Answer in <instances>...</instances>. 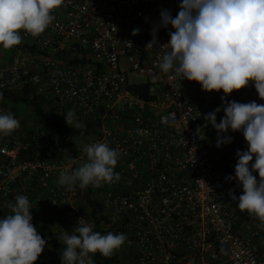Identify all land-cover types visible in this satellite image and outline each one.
<instances>
[{
  "label": "built area",
  "instance_id": "obj_1",
  "mask_svg": "<svg viewBox=\"0 0 264 264\" xmlns=\"http://www.w3.org/2000/svg\"><path fill=\"white\" fill-rule=\"evenodd\" d=\"M179 4L64 0L39 37L22 33L8 56L0 48V90H26L60 113L72 109L82 120L101 122L98 132L83 140L79 155L67 161L62 148L54 155L47 139L30 128L0 136V218L10 213L7 205L17 195L28 196L32 222L46 240L34 264H61L58 237L71 233L80 219L101 234H126L108 264H264L261 230L250 214L237 225L221 166L224 151L208 134L212 125L205 116L215 93L162 73V53L145 47L161 10L175 16ZM135 28L140 31L134 35ZM170 30L159 29L160 44L168 42ZM73 49L77 58L64 59ZM128 74L144 81L129 82ZM145 85L148 97L142 95ZM236 101L264 104L251 83ZM0 109L18 119L2 98ZM94 142L120 152L114 169L119 178L102 182L90 196L100 204V223L86 191L57 183L63 172L86 161L82 146Z\"/></svg>",
  "mask_w": 264,
  "mask_h": 264
},
{
  "label": "clouds",
  "instance_id": "obj_2",
  "mask_svg": "<svg viewBox=\"0 0 264 264\" xmlns=\"http://www.w3.org/2000/svg\"><path fill=\"white\" fill-rule=\"evenodd\" d=\"M64 0H0V48L10 50L22 42V33L39 37L55 20L54 11ZM169 31L170 39L160 44L161 27ZM140 29H133V34ZM152 39L146 50L162 53L158 64L162 73H172L179 80L198 82L207 92L223 90L226 97L234 91L254 84L264 100V0H180L179 11L173 16L161 10L160 19L153 24ZM3 93H0L2 98ZM225 115L217 122V113ZM66 123L76 129L84 124L76 112L63 114ZM217 131L219 148L232 142L229 130L240 131L247 142L246 150H237L235 176L243 192L237 198L238 208L260 221L264 228V104L235 100L224 103L205 116ZM20 127L11 111L0 109V136H7ZM86 161L63 172L57 183L68 191L119 178L115 166L120 152L105 142L84 144ZM254 172H258L257 179ZM11 210L0 218V264H34L44 251L46 240L33 224L28 196L17 195L9 202ZM126 234H101L81 219L71 233L58 237L63 243L61 264H95L93 255L111 257L126 241Z\"/></svg>",
  "mask_w": 264,
  "mask_h": 264
},
{
  "label": "trees",
  "instance_id": "obj_3",
  "mask_svg": "<svg viewBox=\"0 0 264 264\" xmlns=\"http://www.w3.org/2000/svg\"><path fill=\"white\" fill-rule=\"evenodd\" d=\"M15 47L16 46H14L10 50H5L6 55L8 56ZM82 61H86V59H82ZM146 87L147 86L145 85L144 93H142L144 97H148ZM133 88L136 92L138 93L141 92L139 86H133ZM241 90L242 89L234 91L232 94L228 95L225 99V102L232 100L236 101V96L238 92H240ZM221 91L223 96L224 95L223 90ZM0 93H3L2 100L5 103H10L13 106V108H15V105L22 103L29 106L32 109L34 119H32L29 127L32 132L41 135L44 138H46L45 134L48 131H53L58 134V136L60 137V142L58 148L54 151V155H60L59 148H62L64 151V153L62 154L68 155L70 160H74L79 155L80 147L82 145L81 142L78 141V138L84 140L88 136L97 133L98 128L101 125L99 117H97V119L95 120H82L78 116V113H76L78 119L84 124V127L82 129L72 128L66 123L65 117L63 115L66 112L60 113L56 105L52 103L49 104V102L45 100H40L36 97H33L31 92L22 90L15 93L10 91L0 90ZM224 115L225 113H221L219 115V119H221V117H223ZM227 135L232 137V142L222 146L224 154L221 160L222 163L221 166H222V171L224 172L226 177H228L229 175L234 177L235 165L238 159L236 156V152L238 149L246 150L248 145L243 136V133L240 131L233 132L229 130ZM227 160H230L231 162L226 163ZM227 182H228L227 185L228 198L237 208V214H238L237 225H241L245 220H248L249 217L247 215L249 213L247 211H241L238 208L237 206L238 201L232 199V193H234L235 196L238 198L242 194L243 189L237 179H231V180L227 179ZM94 189H95L94 186L89 185L88 187L81 190L86 191L88 203L95 206L93 216L96 218L97 213L100 209V204L96 199L94 200L90 198V196H92V194L95 193ZM96 219H97V223L101 222V219L99 218ZM252 220L255 222V225L261 230V237L264 238V228L260 227V221L256 217H254ZM93 259L95 261V264H108V257H104L99 253L94 254Z\"/></svg>",
  "mask_w": 264,
  "mask_h": 264
},
{
  "label": "rangeland",
  "instance_id": "obj_4",
  "mask_svg": "<svg viewBox=\"0 0 264 264\" xmlns=\"http://www.w3.org/2000/svg\"><path fill=\"white\" fill-rule=\"evenodd\" d=\"M120 67H121L122 70H126L127 69V64H126V61L124 59L121 60ZM128 79H129V82L144 81V78L135 77L133 74H128ZM192 82H193V84L194 83L195 84L198 83V82H194V81H192ZM215 98L219 99L218 93H216ZM14 109L16 110L17 116L20 119H25L27 122H29L28 125H26V128H29L32 119H34L32 109L29 106H27L25 104H22V103H19V104L15 105ZM45 135H46V139H47L51 149L53 151H55L58 148V146H59L60 137L58 136V134L56 132H53V131H48ZM78 141L81 142V144L83 142V140H81L80 138H78ZM61 155H62L61 158H63L64 160L67 161L69 159L68 155H65V154H61Z\"/></svg>",
  "mask_w": 264,
  "mask_h": 264
},
{
  "label": "crops",
  "instance_id": "obj_5",
  "mask_svg": "<svg viewBox=\"0 0 264 264\" xmlns=\"http://www.w3.org/2000/svg\"><path fill=\"white\" fill-rule=\"evenodd\" d=\"M188 84L191 85V86H194V87L202 88L201 85H200L199 83H197V84L194 83V84H193V82H192V81H189V80H188ZM246 87H247V86H246ZM243 89H244V88H243ZM212 92H214L215 95H216V93H218V95H219V99H217V98L214 97L213 101L210 102V103L207 105V108H208V111H209V112L214 111L217 107H221L224 103H226L225 100H222V99H221V97H222V91H221V90H220L219 92H217V91H212ZM221 113H224V112L221 111V112L217 113V122H218V123L220 122L219 115H220ZM17 117H18V116H17ZM18 120L20 121V128H26V125H28V123H29V122H27L25 119H20L19 117H18ZM208 134H209V137H210L211 139L217 138V131H216V129L213 128V126L209 129Z\"/></svg>",
  "mask_w": 264,
  "mask_h": 264
},
{
  "label": "water",
  "instance_id": "obj_6",
  "mask_svg": "<svg viewBox=\"0 0 264 264\" xmlns=\"http://www.w3.org/2000/svg\"><path fill=\"white\" fill-rule=\"evenodd\" d=\"M69 53H74L73 55H65L63 56L64 59H66L67 61H72L73 59H76L77 56H76V51L73 49L71 50ZM67 53V54H69Z\"/></svg>",
  "mask_w": 264,
  "mask_h": 264
}]
</instances>
